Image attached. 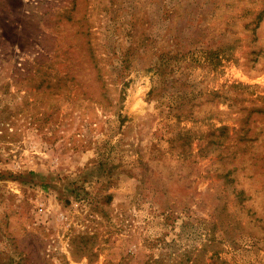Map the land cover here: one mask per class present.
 I'll list each match as a JSON object with an SVG mask.
<instances>
[{
    "label": "rangeland",
    "instance_id": "1",
    "mask_svg": "<svg viewBox=\"0 0 264 264\" xmlns=\"http://www.w3.org/2000/svg\"><path fill=\"white\" fill-rule=\"evenodd\" d=\"M0 264H264V0H0Z\"/></svg>",
    "mask_w": 264,
    "mask_h": 264
}]
</instances>
